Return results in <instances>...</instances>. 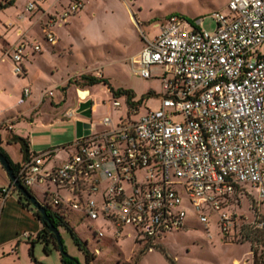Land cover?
<instances>
[{
    "label": "built area",
    "instance_id": "built-area-1",
    "mask_svg": "<svg viewBox=\"0 0 264 264\" xmlns=\"http://www.w3.org/2000/svg\"><path fill=\"white\" fill-rule=\"evenodd\" d=\"M40 1L28 2L27 10H36ZM85 4L71 0L49 15L46 40L55 44L57 19L66 22ZM227 6V12L213 13L214 30L203 27V17L189 27L184 17L171 15L130 57L138 75L161 80L159 108L140 113V103L126 94V118L115 122L105 115L98 131L89 120V131L75 141L27 152L19 181L33 192L45 187L51 204H41L65 220V212L80 210L83 218L101 219L113 230L112 236L95 230L98 237L129 236L148 249L185 227L188 209L202 223L215 211L226 221L233 196L246 193L264 209V54L258 49L264 43V0H228ZM30 49L42 47L25 36L13 46L9 57L17 75L27 74ZM30 92L25 86L18 103ZM113 105H122L117 96ZM76 114L78 108L65 116ZM62 149L68 154L57 162ZM16 189L12 181L0 184V202ZM62 190L74 198L65 200ZM253 223L261 227L264 220Z\"/></svg>",
    "mask_w": 264,
    "mask_h": 264
},
{
    "label": "rangeland",
    "instance_id": "rangeland-1",
    "mask_svg": "<svg viewBox=\"0 0 264 264\" xmlns=\"http://www.w3.org/2000/svg\"><path fill=\"white\" fill-rule=\"evenodd\" d=\"M27 1L19 0L17 7L4 16L21 19ZM40 2H51L59 9L57 12L67 6H63L66 0ZM227 2L228 0H90L74 22L66 24L78 12L66 22L57 19L58 23L53 26L61 45L72 43L71 51L62 52L58 50L59 45L51 46L43 38L41 28H49L48 18L47 21L34 18L31 23L21 24L27 28L28 37L37 38L47 50L43 55H38L32 67H29L28 77H22L13 72L12 62L8 57L13 47L8 48L0 39V86L4 88L1 91L3 95L0 111L3 104L13 101L14 94H19L23 84L30 82L31 92L25 103L15 111H27L36 103L42 89L54 87L53 97L57 99L63 94L59 87L62 80L67 75L79 78L81 74L106 76L108 84L116 91H131L132 100L140 103V113L157 109L161 104V97L157 95L162 91L161 80L138 75L130 64L129 56L141 47L143 35L150 36L149 31L151 33L157 30L153 22L164 20L171 13L184 17L189 27L193 26L191 23L196 18L203 17V27L214 30L216 20L213 13L227 12ZM258 49L264 54V43ZM108 84L97 83L89 87L92 97L88 96L87 99L93 103L91 118L81 114L73 117L63 114L66 109L78 108L79 99L84 101L79 97V91L89 86L82 81L71 83L67 101L62 105L54 104L51 95H48L37 110L26 112L12 122L15 125L14 131L19 133L17 137L25 140L31 154L39 153L75 141L76 121L79 119L93 121L97 124L95 130L98 131L102 128L99 121L105 115L111 116L115 122L122 117L126 118L128 96L115 94ZM151 90L155 94H150ZM115 96L122 104L120 107L113 105ZM4 113L2 111L0 117H4ZM132 117L136 118L137 115ZM7 137L15 136L9 130L2 142L3 148L14 162H21L24 153L21 151L20 141L8 143ZM67 154L68 150L62 149L55 154L54 160L60 162ZM0 171L8 177L1 164ZM248 187L250 188L249 185ZM33 190L40 202L51 204L44 194L45 187L35 186ZM61 194L67 201L74 198V194L68 190H62ZM14 195L17 196V192ZM225 212L230 215L226 221L219 219V213L215 211L209 216L208 223H202L198 220L197 213L188 209L189 217L185 227L165 233L151 249L136 243L129 236H121L116 241L98 237L95 230L101 229L107 236H112L113 230L108 229L101 219L83 218L80 210L67 211L65 217L81 241L94 252L92 264H253L250 241L243 235V226L250 229L254 226L255 219H264V209H259L253 196L246 193L233 196ZM18 219L23 222V215L18 214ZM10 229V237H16V228ZM58 229L67 253L80 264H86L85 255L69 229L65 225L58 226ZM18 232L22 233V229ZM18 241L12 247L5 246L2 253L4 258L0 264H62V254L52 242L48 244L50 250L47 252L44 242L37 240L36 235L21 237L19 244Z\"/></svg>",
    "mask_w": 264,
    "mask_h": 264
},
{
    "label": "crops",
    "instance_id": "crops-1",
    "mask_svg": "<svg viewBox=\"0 0 264 264\" xmlns=\"http://www.w3.org/2000/svg\"><path fill=\"white\" fill-rule=\"evenodd\" d=\"M1 1H3V0H0V2ZM30 1L31 0H28L27 2H30ZM70 1L71 0H66L65 5H63V6L68 5L70 3ZM89 1L90 0H86V4ZM18 2H19V0H15V3L13 5L5 8V9L0 10V36H1L0 39H1L2 42L6 43L8 48H11L16 43H18L22 36H25V37L29 38L27 30H26L27 28L25 29L24 27H22L21 24L24 25L26 22L31 23L34 18L36 20L45 21L49 17V15L54 14V13L57 12V10H59L57 7H54L51 4V2H49V3L39 2L38 3V5H39L38 8L36 10H33V11H28L27 10V5H26L24 7V9H23L24 10L23 17L21 19H19V20L14 19V18H12V17H10L8 15L4 16V14H6L9 10H11L12 8L17 7ZM27 2H26V4H28ZM86 4H85V7H86ZM84 8L79 10L78 13L75 14L70 19V21L68 23H66V24H70L71 22H74L76 20V17L79 16V14L82 13ZM38 11H39V13H37ZM171 15H172V13L166 15L164 20L161 19L160 21L153 22V26L156 27L157 30L155 32L151 31V33L149 31L150 36L143 35L144 42H142L141 47L137 51H135L134 53H132L129 56V61H130V57L137 55L141 51V49L144 47V45H145V37L153 38L156 34H158L159 31H160V26L162 25V23H164ZM41 30H42V34H43V38H44L45 42L50 44L51 46L59 45V47H58L59 52L71 51L72 50V48H71L72 47V43H69V44L63 46V45L60 44L58 37H57V41H56L55 44L49 43L46 40V38H45V28L43 26H42ZM32 39L34 41H37L38 43H40L42 49H41V51H36V52L34 50H32V49L29 50L30 53H29V55L27 56V58L25 59V62H24V67L26 69V73L27 74L24 75V76L23 75H18V76L28 77L29 67L30 66L32 67V65H33L35 59L38 57V55H43L44 52H46V50H47L45 48V46L42 44V42H40L37 38H32ZM130 64H131V62H130ZM131 66H132V64H131ZM12 70H13V65H12ZM71 77H73V76L67 75V77L64 80H62V82L59 84V87L62 89V93L63 94H60L57 97V99L55 97H53V95L55 93L51 95L52 102L54 104L62 105L64 102L67 101L68 90L70 89L68 80ZM106 78L108 79V77H106ZM25 86H30V82L27 85L23 84V86L19 89V94L18 95L14 94L13 101H11V103L3 104V108L0 111L1 113L3 111V113L5 112L4 114H6L4 117H0V124H3V126L0 128V140H1V146L2 147H3L2 142L4 141V136H6L8 134L9 130H10V133H12V136H15V137L14 138L7 137V139H8L7 142L11 143V142H19L20 141L19 140L20 137H17L19 135V133H16L14 131L15 125H12V122H15V120H17L20 116H23V114L26 113V112L28 113V112L37 110L40 107V105H42V103H44L46 101V98H47L48 94L44 95V93L47 90H52V92H53L54 89H55L54 87H50V88H47V89H42L41 93H40V96H39L38 100L36 101V103H33L27 109V111H25V110L15 111L16 108H18L20 105L25 103V101L22 102V103H18V100L21 97L23 88ZM89 87L90 86H88L87 89H83V90L79 91V93H80L79 97L80 98H81V94H83V93L86 94V92H88L87 93L88 94L87 97L88 96L92 97V91H91V89ZM2 90H4V88L1 85L0 86V102H1V99H2L1 97L3 95L2 92H1ZM30 90H31V86H30ZM10 95H11V93H10ZM87 97L82 98V99L87 100ZM79 102H81L80 99H79ZM92 105H93V103H92ZM70 109H73V108H70ZM66 110L64 111L65 113L68 111V110L67 111ZM92 111H93V108H92ZM7 112H9V113H7ZM65 113H63V114L65 115ZM32 120H33V117H32ZM85 120H88V119H85ZM21 151H22V153H24L22 145H21ZM28 152H30L29 151V147H28ZM23 158H24V156H23ZM5 176L6 175H4L2 171H0V184L1 185H8L10 183V181H11L9 176L7 178ZM14 194H15V191L13 192V194L10 197L7 198V200L5 202H0V261L4 258V256H2V253L4 252L6 245H9L10 247H12L13 244L15 243V241H17V240H19L18 241V244H19V242L21 241V237H25L23 235V232H25V231L29 232L28 237H32V236L36 235V239L39 240L38 239V233L40 232V230L43 227V222L39 218H37L35 216V214L33 213V211L30 208L25 207L20 202V199H19L18 195L15 196ZM18 214H22L23 215V222H19ZM10 227L12 229L16 228L15 229L16 230V232H15L16 233V237L15 236L14 237H10V232H9L11 230ZM20 229H22V233L19 234L18 230H20Z\"/></svg>",
    "mask_w": 264,
    "mask_h": 264
},
{
    "label": "trees",
    "instance_id": "trees-1",
    "mask_svg": "<svg viewBox=\"0 0 264 264\" xmlns=\"http://www.w3.org/2000/svg\"><path fill=\"white\" fill-rule=\"evenodd\" d=\"M15 3V0H4L0 2V10L5 9ZM79 81H82L86 85H94L97 83H104L108 84V80L103 76H96V75H90V74H81L79 78L71 77L68 80V83H78ZM111 91L116 92L115 94H128L129 97H132V93L129 90L126 89H120L116 91L113 86L108 84ZM3 124H0V128ZM0 150L4 155L9 159L11 166L13 167L15 173L18 172V167L20 165V162H14L9 154L5 151V149L1 146V140H0ZM33 194L34 192L30 190ZM15 192H17V195L20 199V202L25 206L30 208L35 216L39 218L43 222V227L38 233V239L44 242V249L45 251L49 252V246L48 244L52 242L54 246L58 249V245L56 242V236L55 234L49 229L48 224L46 221H43L41 218V213L33 206V204L25 197L21 195V193L16 189ZM48 213V220L50 223L55 225L56 227L60 225H65L70 233L72 234V237L74 238L76 244L79 246V248L83 251L85 255L86 264H92V260L95 257L94 252H91L89 248L86 246L84 242L81 241V239L78 237V235L74 232V229L66 222L64 218L59 216L56 213H53L50 209H47ZM264 220V219H263ZM252 228H248L247 226H243V235L246 240L250 241V247L252 252V260L253 264H264V224L259 227L256 224H253ZM62 264L65 262L70 264H80L78 260L75 258H72V260L68 259L65 256H61Z\"/></svg>",
    "mask_w": 264,
    "mask_h": 264
},
{
    "label": "water",
    "instance_id": "water-1",
    "mask_svg": "<svg viewBox=\"0 0 264 264\" xmlns=\"http://www.w3.org/2000/svg\"><path fill=\"white\" fill-rule=\"evenodd\" d=\"M78 112L86 118H91L92 101L90 99H87V100L79 102ZM89 126H90L89 120H80V119L77 120L76 121V135L80 136L83 132L85 133L88 132L89 130L87 128ZM83 127L86 129L83 130ZM19 140H20L21 145L23 146L24 158H25L28 152V146L23 138H19ZM0 163L5 168L9 178L14 183L15 187L21 193V195L27 198L33 204V206L37 208V210L41 213V216H42L41 219L47 222L49 229L56 236V242H57L58 249L61 252V254L67 257L68 259L72 260V257L67 253V251L64 248L58 227L50 223L48 220L47 208L43 206L41 202L36 198V196L19 181L13 167L10 164L9 159L4 155V153L1 152V150H0ZM64 264H68V263L65 262Z\"/></svg>",
    "mask_w": 264,
    "mask_h": 264
},
{
    "label": "bare ground",
    "instance_id": "bare-ground-1",
    "mask_svg": "<svg viewBox=\"0 0 264 264\" xmlns=\"http://www.w3.org/2000/svg\"><path fill=\"white\" fill-rule=\"evenodd\" d=\"M88 92H86V94H81V98H85V97H87V94Z\"/></svg>",
    "mask_w": 264,
    "mask_h": 264
},
{
    "label": "flooded vegetation",
    "instance_id": "flooded-vegetation-1",
    "mask_svg": "<svg viewBox=\"0 0 264 264\" xmlns=\"http://www.w3.org/2000/svg\"><path fill=\"white\" fill-rule=\"evenodd\" d=\"M68 264H70V263H68Z\"/></svg>",
    "mask_w": 264,
    "mask_h": 264
}]
</instances>
